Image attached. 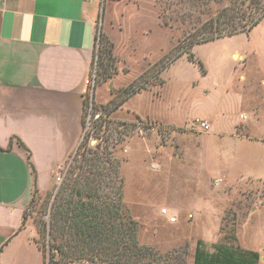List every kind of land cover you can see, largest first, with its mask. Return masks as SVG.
I'll return each mask as SVG.
<instances>
[{"label":"rangeland","instance_id":"rangeland-1","mask_svg":"<svg viewBox=\"0 0 264 264\" xmlns=\"http://www.w3.org/2000/svg\"><path fill=\"white\" fill-rule=\"evenodd\" d=\"M151 1L141 0V14L130 21L124 32H119L120 22L114 16L121 7L114 6V1H105L98 34L99 57L95 54L83 98L82 127L90 103L93 114L104 116L83 141L97 140L106 146L109 157L119 161L122 201L138 224L141 244L161 254L183 255L186 264H193L198 240L209 251L214 243L233 244L258 252L259 264H264V176L253 178L246 167H238L241 148L230 137L229 128L223 130L221 139L209 138L207 142L209 131L192 129L196 119L204 120L203 111L211 112L216 106L220 119L239 126L242 134L259 142L251 148L264 158V17L248 33L196 45L191 53L197 62L183 55L184 59L161 75L162 84L148 85L119 107L117 115L109 113L110 101L116 100L115 94L123 85L135 78L139 83L158 81L161 63L187 43L188 34L205 30L222 5H207L208 0H175L170 13H164L161 10H167V0ZM153 7L157 17L159 11L164 13L162 21L167 27L159 19L154 22ZM109 29L115 46L105 34ZM100 34L107 36L108 43L102 42ZM110 43L114 66L112 76L104 82L99 60ZM102 61L105 63V59ZM206 71L208 76L201 80ZM191 82L196 83L194 90ZM184 100L195 109L184 129L155 126L137 117L122 119L130 117L132 110L159 112ZM242 116L245 120L240 122ZM81 151L70 153L53 173L50 188L39 190L36 205L27 210L24 224L32 225L35 232L40 211L49 208L56 190L78 164ZM216 179L222 181L215 185ZM161 209L175 217V222L162 216ZM40 263L44 264L42 254Z\"/></svg>","mask_w":264,"mask_h":264},{"label":"crops","instance_id":"crops-1","mask_svg":"<svg viewBox=\"0 0 264 264\" xmlns=\"http://www.w3.org/2000/svg\"><path fill=\"white\" fill-rule=\"evenodd\" d=\"M114 2V6L121 7L114 16L120 22L119 32H124L141 14V0ZM104 4V0H0V264H41L34 243L36 232L32 225H22L33 189L31 166L37 188L47 191L53 173L77 147L84 92L96 54ZM152 16L157 23L154 7ZM111 31L105 34L115 46ZM184 58L170 64L159 78L163 81L161 75ZM195 84L189 83L191 90ZM191 104L184 100L159 112L132 110L130 117L121 118L127 121L137 117L155 126L184 129L194 115ZM119 109L113 114L117 115ZM217 112L216 106L211 112H202V119L210 127L206 142L209 138L221 139L223 130L229 128L230 137L241 148L238 167H246L253 178L264 176V158L251 148L259 142L242 134L239 126L220 119ZM243 117L240 122L245 120ZM13 137L28 150L29 159L15 139L11 142Z\"/></svg>","mask_w":264,"mask_h":264},{"label":"trees","instance_id":"trees-1","mask_svg":"<svg viewBox=\"0 0 264 264\" xmlns=\"http://www.w3.org/2000/svg\"><path fill=\"white\" fill-rule=\"evenodd\" d=\"M174 1L168 3L167 0V10L161 11L170 13ZM212 3L222 5L211 16L205 30L188 34L185 37L188 38L187 43L179 47L169 60L161 63L158 75L183 55L197 62L191 53L193 46L248 33L264 17V0H208L206 4ZM161 11L158 12V19L163 27H167V23L162 21L164 13ZM100 39L104 44L108 43L106 35L100 34ZM112 52L111 44L103 49V57L99 60L101 80L104 82L112 76ZM138 79L119 89L115 94L116 100L110 101L109 113L115 112L148 85L163 83L161 79L139 83ZM13 139L25 149L17 138L13 137L11 142ZM83 142L77 148L82 149L78 164L72 167L69 177L56 190L49 208L40 211L35 223L37 238L34 243L43 256L44 264H186L183 255L161 254L155 248L140 243L138 224L128 215L122 201L119 161L108 156L110 153L106 151V146L96 144L89 149L86 148L87 141ZM25 150L29 159V152ZM31 173L33 189L23 213L22 225L27 210L36 205L39 193L32 166ZM211 248L212 251L207 250L205 243L198 240L193 252V264H259L260 261L258 252L238 245L214 243Z\"/></svg>","mask_w":264,"mask_h":264},{"label":"built area","instance_id":"built-area-1","mask_svg":"<svg viewBox=\"0 0 264 264\" xmlns=\"http://www.w3.org/2000/svg\"><path fill=\"white\" fill-rule=\"evenodd\" d=\"M97 49H98V36L96 39V54H97ZM92 75V74H91ZM87 90V89H86ZM86 90L84 92V94H86ZM92 103H90L89 105V110H88V115L86 117V121L84 126L82 127V131H81V136L79 138L78 144L76 149L78 148V146L83 142L84 137L87 135V133L91 132V129L93 128V125L95 124V122L99 119H101L103 116H101L99 113H92ZM244 118V117H243ZM192 129L196 130V131H200V132H208L210 130L209 124L204 121V120H198L196 119L194 121V123L192 124ZM95 143V144H94ZM91 144H100L98 143L97 140H88V146H91ZM93 145V146H94ZM60 178H57V181H59ZM222 180L221 179H216L214 184L218 185ZM160 213L162 214V216H166L168 217L169 222H175L176 218L173 216H170L168 211L166 209H161Z\"/></svg>","mask_w":264,"mask_h":264},{"label":"water","instance_id":"water-1","mask_svg":"<svg viewBox=\"0 0 264 264\" xmlns=\"http://www.w3.org/2000/svg\"><path fill=\"white\" fill-rule=\"evenodd\" d=\"M112 85H110V87H111Z\"/></svg>","mask_w":264,"mask_h":264}]
</instances>
